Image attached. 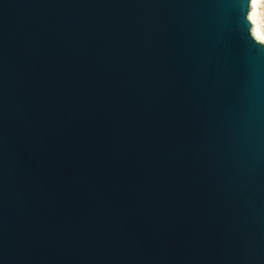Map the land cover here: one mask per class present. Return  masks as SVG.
Wrapping results in <instances>:
<instances>
[{"label":"water","instance_id":"1","mask_svg":"<svg viewBox=\"0 0 264 264\" xmlns=\"http://www.w3.org/2000/svg\"><path fill=\"white\" fill-rule=\"evenodd\" d=\"M250 6L0 0V264H264Z\"/></svg>","mask_w":264,"mask_h":264},{"label":"bare ground","instance_id":"2","mask_svg":"<svg viewBox=\"0 0 264 264\" xmlns=\"http://www.w3.org/2000/svg\"><path fill=\"white\" fill-rule=\"evenodd\" d=\"M260 3V0H251V9L249 14V19L253 25L254 30V37L261 41L262 38H264V24L260 21L259 18V11H258V5Z\"/></svg>","mask_w":264,"mask_h":264},{"label":"rangeland","instance_id":"3","mask_svg":"<svg viewBox=\"0 0 264 264\" xmlns=\"http://www.w3.org/2000/svg\"><path fill=\"white\" fill-rule=\"evenodd\" d=\"M260 5H258V13H259V18L260 21L264 24V0H260ZM251 9V7H250Z\"/></svg>","mask_w":264,"mask_h":264},{"label":"snow or ice","instance_id":"4","mask_svg":"<svg viewBox=\"0 0 264 264\" xmlns=\"http://www.w3.org/2000/svg\"><path fill=\"white\" fill-rule=\"evenodd\" d=\"M260 43L261 44H264V38L261 39Z\"/></svg>","mask_w":264,"mask_h":264}]
</instances>
